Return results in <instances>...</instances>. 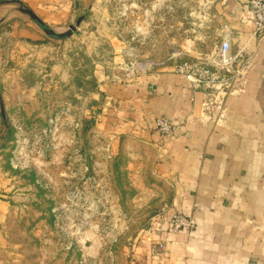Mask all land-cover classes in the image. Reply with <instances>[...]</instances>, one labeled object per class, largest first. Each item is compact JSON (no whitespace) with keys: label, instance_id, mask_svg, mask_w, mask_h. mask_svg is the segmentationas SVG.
<instances>
[{"label":"rangeland","instance_id":"1","mask_svg":"<svg viewBox=\"0 0 264 264\" xmlns=\"http://www.w3.org/2000/svg\"><path fill=\"white\" fill-rule=\"evenodd\" d=\"M219 1L91 0L66 39L21 14L1 21L0 264H145L137 249L168 219L172 187L151 153L103 132L99 84L182 77V64L218 54L230 37L211 24ZM21 17L44 42L5 38Z\"/></svg>","mask_w":264,"mask_h":264},{"label":"crops","instance_id":"2","mask_svg":"<svg viewBox=\"0 0 264 264\" xmlns=\"http://www.w3.org/2000/svg\"><path fill=\"white\" fill-rule=\"evenodd\" d=\"M19 1L48 26L72 25L91 2ZM209 12L215 30L226 27L232 53L246 43L245 64L230 76L229 89L195 90L172 69L99 84L103 132L125 148L151 153L157 173L172 187L168 219L137 249L145 264H264V36H253L246 0H220ZM3 25L11 43L30 38L21 42L29 47L45 40L28 19ZM160 118L176 131L160 134ZM175 215L194 219L195 230L174 232L169 222Z\"/></svg>","mask_w":264,"mask_h":264},{"label":"built area","instance_id":"3","mask_svg":"<svg viewBox=\"0 0 264 264\" xmlns=\"http://www.w3.org/2000/svg\"><path fill=\"white\" fill-rule=\"evenodd\" d=\"M251 8L254 21V37L264 36V0H246ZM244 48L237 54L232 53V44L224 38L219 46L218 54L208 55L205 59H200L193 63H184L179 69L183 77L192 83L195 90H213L221 80L235 78L240 74L241 68L245 64L243 59ZM234 64H237L234 66ZM221 72H225L223 78ZM221 74V75H220ZM228 80V79H227ZM157 131L162 135H171L176 131V126L165 118L157 120ZM171 227L175 231H189L195 228V221L192 218L182 215H175L171 220Z\"/></svg>","mask_w":264,"mask_h":264},{"label":"water","instance_id":"4","mask_svg":"<svg viewBox=\"0 0 264 264\" xmlns=\"http://www.w3.org/2000/svg\"><path fill=\"white\" fill-rule=\"evenodd\" d=\"M0 11H8L9 13L2 17L1 21L8 17L18 16L19 14L27 17L33 23H35L42 32L49 38L54 39H66L71 36L75 31L74 26H70L67 31L60 33L59 31L46 25L26 4L19 0H10L0 3ZM79 24V22H78Z\"/></svg>","mask_w":264,"mask_h":264}]
</instances>
